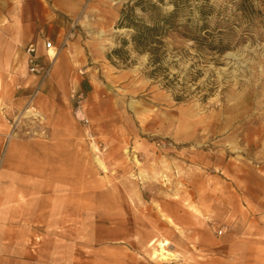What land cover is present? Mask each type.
Wrapping results in <instances>:
<instances>
[{
	"label": "rangeland",
	"instance_id": "rangeland-1",
	"mask_svg": "<svg viewBox=\"0 0 264 264\" xmlns=\"http://www.w3.org/2000/svg\"><path fill=\"white\" fill-rule=\"evenodd\" d=\"M57 1L66 71L42 50L46 22L0 64V236L73 264H264V0H208L228 50L173 34L155 78L130 46L126 64L107 57L131 0ZM31 44L51 63L43 82Z\"/></svg>",
	"mask_w": 264,
	"mask_h": 264
},
{
	"label": "trees",
	"instance_id": "trees-1",
	"mask_svg": "<svg viewBox=\"0 0 264 264\" xmlns=\"http://www.w3.org/2000/svg\"><path fill=\"white\" fill-rule=\"evenodd\" d=\"M200 0H131L119 13L116 29L127 30L129 38L120 39V48L112 51L107 57L115 56L123 64L130 61L124 51L130 46L138 55L148 57L147 67L151 69L150 78H155L161 70L165 56L166 39L176 34L193 41L196 46L211 52L223 53L228 50L224 43L225 34L212 30L208 18L210 8L208 0H201V5H192ZM165 7H171L166 10ZM197 12L198 17H194ZM260 14L250 9L248 15Z\"/></svg>",
	"mask_w": 264,
	"mask_h": 264
},
{
	"label": "crops",
	"instance_id": "crops-1",
	"mask_svg": "<svg viewBox=\"0 0 264 264\" xmlns=\"http://www.w3.org/2000/svg\"><path fill=\"white\" fill-rule=\"evenodd\" d=\"M56 6L63 4L58 5L57 0H0V64L10 55L12 57L15 48L18 50L24 45L26 23L46 22L49 29L46 41L55 46V31L50 29L58 24ZM62 11L64 9H60ZM35 30L36 27H32L33 34L38 33ZM66 47L56 53L53 63L56 74L66 71L67 58L74 46H69L67 50ZM5 237L0 236V264H73L71 256L58 254L55 250L57 246L50 241L28 245L18 239L4 240Z\"/></svg>",
	"mask_w": 264,
	"mask_h": 264
},
{
	"label": "built area",
	"instance_id": "built-area-1",
	"mask_svg": "<svg viewBox=\"0 0 264 264\" xmlns=\"http://www.w3.org/2000/svg\"><path fill=\"white\" fill-rule=\"evenodd\" d=\"M53 45L49 41L42 43V50L49 57V51L53 49ZM27 54V66L30 74L37 76L43 82L46 78L50 76L51 73V63H42L39 61L40 55L38 54V49L36 45L31 44L26 49ZM78 119L87 123V120L78 113L75 114Z\"/></svg>",
	"mask_w": 264,
	"mask_h": 264
},
{
	"label": "bare ground",
	"instance_id": "bare-ground-1",
	"mask_svg": "<svg viewBox=\"0 0 264 264\" xmlns=\"http://www.w3.org/2000/svg\"><path fill=\"white\" fill-rule=\"evenodd\" d=\"M74 6H76V8H77V5L76 4H74ZM71 12L72 13H75L74 10L71 11ZM49 57L52 60H55L56 59V55H55V53L53 52L52 49L49 51ZM33 139H36V140H43V139H45L46 140L47 139V136L46 135L33 134ZM97 162L99 163V165L102 166V163L99 162L98 159H97ZM153 244H154V241H151L149 243V246H153ZM167 245H168V242L167 241L158 242L156 244L157 249L156 250H153V252H152V258H159V260H165L166 259V253L169 254V252L165 250V247Z\"/></svg>",
	"mask_w": 264,
	"mask_h": 264
}]
</instances>
